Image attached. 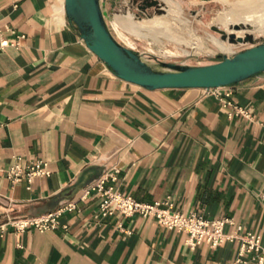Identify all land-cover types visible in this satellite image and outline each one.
I'll list each match as a JSON object with an SVG mask.
<instances>
[{
    "label": "crops",
    "instance_id": "0c3cea01",
    "mask_svg": "<svg viewBox=\"0 0 264 264\" xmlns=\"http://www.w3.org/2000/svg\"><path fill=\"white\" fill-rule=\"evenodd\" d=\"M63 3L18 0L15 7L0 0V35H25L18 47L0 49V264L236 259L239 237L215 247L205 240L191 246L187 231L153 216L102 215L99 192L81 195L109 173L115 179L108 177L105 186L121 194L160 205L169 200L173 210L206 219L231 218L242 225L238 236L251 230L264 245V72L215 92L146 89L116 76L89 49ZM129 18L127 10L116 14V31V25L128 27ZM34 156L48 162L50 174L30 185L24 179L12 184L1 171L17 158ZM70 200L75 209L64 210L54 229H17L13 223ZM233 228L226 223L223 230ZM253 255L246 253V264H254Z\"/></svg>",
    "mask_w": 264,
    "mask_h": 264
},
{
    "label": "rangeland",
    "instance_id": "374dc122",
    "mask_svg": "<svg viewBox=\"0 0 264 264\" xmlns=\"http://www.w3.org/2000/svg\"><path fill=\"white\" fill-rule=\"evenodd\" d=\"M143 1L151 0H106V5L108 10L129 11V26L116 27L131 46L115 37L150 62L156 59L188 65L216 62L220 59L218 54L227 49L229 43L220 39V34L210 26L217 25L229 33L232 30L228 24H239V21L244 22V18L250 19L246 23L259 30L254 31L258 39L264 38V28L256 27L264 25V0H211L204 3L194 0H159L162 9L160 14L151 7L153 5ZM148 17L152 19L148 20ZM111 30L114 34V28ZM236 34L240 35L242 31H236ZM197 39L202 44H191ZM245 45L249 44L232 45L231 51L243 49Z\"/></svg>",
    "mask_w": 264,
    "mask_h": 264
},
{
    "label": "water",
    "instance_id": "95a60500",
    "mask_svg": "<svg viewBox=\"0 0 264 264\" xmlns=\"http://www.w3.org/2000/svg\"><path fill=\"white\" fill-rule=\"evenodd\" d=\"M146 2V1H144ZM156 4L155 0L146 2ZM105 0H64V13L75 23L82 39L111 71L121 79L146 89L216 88L237 83L264 72V38L253 34L230 38L249 43L231 54L219 53V60L201 65L171 63L156 59L150 62L120 43L110 31L103 8Z\"/></svg>",
    "mask_w": 264,
    "mask_h": 264
},
{
    "label": "built area",
    "instance_id": "2783aa9c",
    "mask_svg": "<svg viewBox=\"0 0 264 264\" xmlns=\"http://www.w3.org/2000/svg\"><path fill=\"white\" fill-rule=\"evenodd\" d=\"M12 1L13 6L16 7L18 0ZM24 37L25 35L23 33L17 34L16 37L12 39H7L0 35V49L9 45L18 47L21 39ZM219 88L220 87L205 89L215 92ZM225 94L229 95V92ZM224 103L230 104V101L224 99ZM234 109L237 113L248 115L245 110L241 109L239 106L234 105ZM1 171L12 184L24 179L28 185H30L33 178L50 174L48 162L36 156L24 160L17 158L6 168L1 169ZM108 177L115 179L112 173H109L107 176H101L86 185L81 195V197H85L94 190L99 192L103 197L99 204L102 215L118 212L124 216L132 215L133 213H140L142 216H153L161 225L187 231L189 237L186 241L191 246L205 240L211 247H215L224 240H232L239 237L241 243L238 255L236 259L229 264H246L247 260L244 259L245 255L246 253L252 252L254 253L252 256L254 264H264V245L260 243V236L251 230H246L241 236H238L239 231L242 230V225L235 224L231 218L220 217L206 219L193 212L185 214L181 211L173 210V203L169 200L162 202L163 205H160V202H140L129 195L119 193L117 190L113 189L112 186H105V181ZM75 207L74 201H66L64 205L45 215L30 220L19 218L18 220H14L13 223L17 229H23L26 225L31 224L41 232L51 230L60 224L59 217L64 210L70 211L75 209ZM226 223L234 227L232 231L224 232L223 228ZM63 227H65V225H63ZM3 229V224H0V232H2Z\"/></svg>",
    "mask_w": 264,
    "mask_h": 264
},
{
    "label": "bare ground",
    "instance_id": "6f19581e",
    "mask_svg": "<svg viewBox=\"0 0 264 264\" xmlns=\"http://www.w3.org/2000/svg\"><path fill=\"white\" fill-rule=\"evenodd\" d=\"M156 1V4H153V6H151V7H153L154 9H155V11L157 12V13H161L162 11V9H161V3L159 2V0H155ZM144 2V1H143ZM105 10H106V21H107V24H108V27H109V29H110V31L112 32V28H114V26H113V20H114V16L116 15V14H120L121 13V11L123 10V9H121V10H117V9H114L113 10V8H112V10H108V8H107V5H104V7H103ZM251 10V9H250ZM249 10V11H250ZM247 12V11H246ZM249 13V12H248ZM248 16H250V14L248 15ZM148 18H152V17H148ZM248 20H250V19H248V18H244L243 19V21L245 22H242V21H239L240 23L239 24H236V22L235 23H232V24H228V27H229V29L230 30H232V31H230L229 33L225 30V29H223V28H220L219 26H217V25H211L210 26V28L211 27H213V28H211L212 30H214V31H216V32H218L219 34H220V39H222V40H224V41H227L228 43H229V45H228V48L227 49H224L223 50V52L222 53H225V54H231V53H233V52H235V51H233V52H230L231 51V46L233 45V46H235V45H238V44H245V43H243V42H232V41H230V38H231V36L233 35L234 37H245L248 33H250V34H253V33H255L254 31H256L254 28H253V26L251 25V24H249V23H246V21H248ZM114 34H113V32H112V34L114 35V36H116L118 39H120L124 44H126V45H128V46H130L128 43H127V41L126 40H124V36H123V34L121 33V32H119L118 30L116 31V29L114 28ZM236 31H242V34H240V35H237L236 34ZM253 36H254V38L256 39V40H260V39H258V37H256L254 34H253ZM115 37V38H116ZM191 44H194V45H199V44H202V42L200 41V40H196V41H193V42H191ZM249 44V43H248ZM125 45V46H126ZM127 46V47H128ZM202 46V45H201ZM130 48V47H129ZM237 51V50H236Z\"/></svg>",
    "mask_w": 264,
    "mask_h": 264
},
{
    "label": "trees",
    "instance_id": "16d2710c",
    "mask_svg": "<svg viewBox=\"0 0 264 264\" xmlns=\"http://www.w3.org/2000/svg\"><path fill=\"white\" fill-rule=\"evenodd\" d=\"M219 57V56H218Z\"/></svg>",
    "mask_w": 264,
    "mask_h": 264
}]
</instances>
